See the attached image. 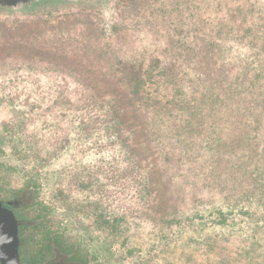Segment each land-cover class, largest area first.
I'll use <instances>...</instances> for the list:
<instances>
[{
  "label": "trees",
  "instance_id": "1",
  "mask_svg": "<svg viewBox=\"0 0 264 264\" xmlns=\"http://www.w3.org/2000/svg\"><path fill=\"white\" fill-rule=\"evenodd\" d=\"M207 4L184 7L176 2L169 15L160 18L159 29L167 34L168 43H163L166 51L158 56L147 57L149 52L141 46L123 51V34L129 28L121 21L111 27L115 45L109 37L93 44L71 41L75 49L98 47L95 53L108 65L93 77L101 84L84 91L87 94L76 105L71 103L76 112L71 122L78 136L86 132L92 137L96 154L97 150L113 153L106 168L98 167V172L94 168L92 178L98 180L109 171L104 181L120 185L124 179L127 186H139L136 196L150 212L145 209L133 217L128 211L114 214L106 202L104 206L88 198H77L73 208L90 220L89 231H100L121 257L139 253L134 264H235L224 242L247 234L245 229L254 225L249 228L251 251H238L236 256L247 264H264V254L251 261L262 241L260 229L264 231V35L220 37L225 17L234 11L241 14L243 8L228 7L227 0ZM188 18L194 24L183 23ZM202 30L214 38L190 36ZM234 48L237 51L224 54ZM253 206L261 211L260 217ZM34 221V230L47 232L48 214ZM148 227L151 240L142 237V246L134 247L136 232L144 233ZM40 255L44 264L99 260L94 255L81 260L79 248L50 232ZM50 255L59 258L57 262H49Z\"/></svg>",
  "mask_w": 264,
  "mask_h": 264
},
{
  "label": "rangeland",
  "instance_id": "2",
  "mask_svg": "<svg viewBox=\"0 0 264 264\" xmlns=\"http://www.w3.org/2000/svg\"><path fill=\"white\" fill-rule=\"evenodd\" d=\"M191 1L56 0L33 9L0 6V134L9 146L0 152V195L35 184L41 205H45L50 216L49 227L58 230L67 243L79 248L81 259L94 255L99 258L98 264H134L140 260L137 252H133V258L121 257L120 250L111 248L100 231V235L92 234L90 220H84L73 208L78 203L77 198L97 200L104 206L106 202L112 213L128 211V214L132 212L131 217L145 209L150 212V208H144V201L136 196L139 186H127L124 179L119 180L120 185L110 184L104 181V173L109 171L101 170L103 173L98 180L92 178L94 168L97 172L98 167L105 165L106 168L109 163L105 161L113 153L97 150L96 154L91 146L93 138L86 132L78 136L71 122L76 113L72 105L84 99L87 94L84 91L101 84L93 77H99L108 65L101 61V54L95 53L98 47L88 51L81 46L75 49L71 41L93 44L109 37L108 41L115 45L117 40L113 38L111 27L121 21L129 28L123 34L126 41L123 51L141 46L149 52L147 57L158 56L166 51L163 43H168L167 34L159 29L160 18L163 20L164 14L169 15L176 2L183 3L184 7L194 3H201L203 7L209 3V0ZM227 1L230 2L228 7L240 6L244 12L234 11L225 17L226 26L220 37L240 40L242 36L260 38L264 35V0ZM232 2L235 5H231ZM198 13L197 19L201 20L202 14ZM182 21L195 22L190 18ZM237 27L239 32L235 30ZM101 31L108 35H102ZM190 36L214 38L208 30L193 31ZM234 51L237 49H225L224 54ZM102 156L104 160L97 162ZM251 210L260 217L258 208L253 206ZM35 214V210H31L26 216L32 218ZM249 228L245 229L247 234L240 233L226 241L228 243L224 242L227 251H231L229 259L235 264L248 263L244 257L237 258L236 253L251 251L248 243L253 242V236ZM260 230L262 241L251 261H258L264 254V231ZM36 232L22 233L30 241L25 254L27 260L39 258L42 237ZM136 233L133 246L138 248L142 246V237L148 242L153 234L149 227L144 233ZM177 252L180 255V248Z\"/></svg>",
  "mask_w": 264,
  "mask_h": 264
},
{
  "label": "flooded vegetation",
  "instance_id": "3",
  "mask_svg": "<svg viewBox=\"0 0 264 264\" xmlns=\"http://www.w3.org/2000/svg\"><path fill=\"white\" fill-rule=\"evenodd\" d=\"M49 1L56 0H16V4L13 2L0 1V6L3 8H12L14 10L19 9V7L21 9H33L35 7H45ZM8 147V144L4 141L3 135L0 134V152L3 149L2 152H4ZM34 185H26L23 186L22 189L0 195V264H44V259L41 255L37 259L38 261L26 259L25 254L29 248L28 245L30 241L25 239L22 235L26 230L36 231L32 223L35 225L34 220H36L40 214L43 216L45 214L49 215L45 205H41V201L38 197L39 190L37 187L35 188ZM27 196L29 199L26 200L25 197ZM24 199L27 204L23 202ZM31 210H35L36 214L32 218H28L26 213ZM25 223H31V226ZM46 228L47 232H50L54 237L61 235L58 230L51 229L48 224H46ZM47 232L41 234L36 232L42 237V243ZM49 259H51L49 262H57L56 260L59 258L55 255H50ZM63 264H65L64 261Z\"/></svg>",
  "mask_w": 264,
  "mask_h": 264
},
{
  "label": "water",
  "instance_id": "4",
  "mask_svg": "<svg viewBox=\"0 0 264 264\" xmlns=\"http://www.w3.org/2000/svg\"><path fill=\"white\" fill-rule=\"evenodd\" d=\"M0 1H5V2H13L16 4V0H0ZM72 2H79V1H83V0H71ZM85 1H90V2H94L95 0H85ZM15 255V253H14ZM15 258L17 259L16 255Z\"/></svg>",
  "mask_w": 264,
  "mask_h": 264
}]
</instances>
